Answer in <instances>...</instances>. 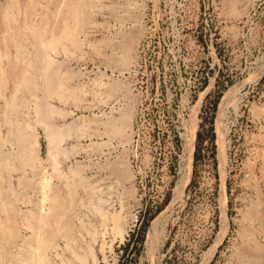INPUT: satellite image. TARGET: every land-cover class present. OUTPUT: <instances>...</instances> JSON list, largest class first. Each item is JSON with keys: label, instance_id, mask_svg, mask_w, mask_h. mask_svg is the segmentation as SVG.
I'll list each match as a JSON object with an SVG mask.
<instances>
[{"label": "rangeland", "instance_id": "1", "mask_svg": "<svg viewBox=\"0 0 264 264\" xmlns=\"http://www.w3.org/2000/svg\"><path fill=\"white\" fill-rule=\"evenodd\" d=\"M263 135L264 0H0V264H239Z\"/></svg>", "mask_w": 264, "mask_h": 264}, {"label": "bare ground", "instance_id": "2", "mask_svg": "<svg viewBox=\"0 0 264 264\" xmlns=\"http://www.w3.org/2000/svg\"><path fill=\"white\" fill-rule=\"evenodd\" d=\"M78 11V10H77ZM76 12V11H75ZM111 60V59H110ZM114 60V59H113ZM110 62V61H109ZM112 63V62H111ZM113 63H114V61H113ZM124 66V65H123ZM115 67H117V66H115ZM122 68V67H121ZM48 70V69H47ZM53 74V73H52ZM54 78V77H53ZM114 84V83H113ZM112 87V86H111ZM114 88V87H113ZM109 89H111V88H109ZM196 115V114H195ZM193 116V115H192ZM123 118V117H122ZM105 119V118H104ZM108 119V118H107ZM106 119V121H105V123H107V122H109L108 120ZM124 119V118H123ZM195 120V119H194ZM113 121V120H112ZM111 121V122H112ZM193 121V120H192ZM197 121V120H196ZM195 121V122H196ZM98 122H102V120H99ZM191 123H193V122H191ZM196 124V123H195ZM191 125H193V124H191ZM191 127V126H190ZM191 129V128H190ZM189 131V130H188ZM194 131H195V128H194ZM218 131V130H217ZM192 132V131H191ZM222 132V131H221ZM221 132H219L218 134H217V136H218V139H219V144H220V146H219V149L221 150V152H222V149L224 148V136H225V132H224V136H223V132L221 133ZM187 133V132H186ZM185 134V133H184ZM189 134H191L190 132H189ZM186 135V134H185ZM194 135H190V140H189V143H188V147H189V145H190V151L188 152V153H190V157H191V155H192V150H193V137ZM264 136V135H263ZM185 138H186V136H185ZM189 138V137H188ZM185 141V140H184ZM185 147H183V149H184ZM187 149V148H186ZM185 149V150H186ZM188 151V150H187ZM185 152V151H184ZM189 155V154H188ZM183 157V156H182ZM187 157V156H186ZM186 157L183 159V160H185L186 159ZM182 159V158H181ZM188 161V160H187ZM189 162V161H188ZM191 163V162H190ZM184 165H186L185 163H183ZM263 166V165H262ZM182 168H184V167H181V169ZM189 168H190V166H188L185 170H183V172H182V174L181 175H179V179L177 180V181H175V182H177L176 183V186H175V190H176V193L177 194H182L183 192V189H184V187H185V185H186V183H187V181H188V178H189V173H190V170H189ZM263 168H264V166H263ZM181 169H180V171H181ZM257 186V185H256ZM259 189V188H258ZM174 191V190H173ZM173 191H172V193H173ZM175 194V193H174ZM173 195V194H172ZM180 198V197H179ZM179 198H177L178 200H179ZM171 200V199H170ZM176 201V200H175ZM258 201V200H257ZM179 203V202H178ZM173 204V203H172ZM171 204V205H172ZM175 204H176V202H175ZM261 204V203H260ZM168 205H170V204H168ZM165 208H167L166 206H165ZM167 209H169V208H167ZM165 210V209H164ZM256 210V209H255ZM163 211V210H162ZM259 211V210H258ZM164 212V211H163ZM171 212H172V210H171ZM254 212V211H253ZM257 212V211H256ZM255 212V213H256ZM165 213V212H164ZM258 213V212H257ZM173 214V213H172ZM252 217H254V215L252 216ZM256 217V216H255ZM263 217V216H262ZM264 222V221H263ZM166 224H167V217L166 216H163V214H159L158 213V215H156L153 219H152V221L150 222V224H149V226H148V229H147V234H146V236L145 237H147V240L146 241H148L149 243L147 244V245H151V243L150 242H153V244H154V242L155 243H157L158 245H161L162 246V242H161V238L162 237H164V235H165V232H166ZM242 224V223H241ZM263 224V223H262ZM248 226V225H247ZM263 228V227H262ZM121 229V228H120ZM241 229V228H240ZM244 229V228H243ZM117 232V231H116ZM249 232H252V231H249ZM119 234V236L120 235H122V234H120L121 232L119 231L118 232ZM256 233V232H255ZM251 234V233H250ZM249 234V235H250ZM257 234V233H256ZM250 237H252V235H250ZM122 238V237H121ZM247 238H248V235H247ZM123 239V238H122ZM253 239V238H252ZM246 240V239H245ZM145 241V242H146ZM240 244V243H239ZM242 244V243H241ZM245 244V243H244ZM255 245V244H254ZM260 246V245H259ZM148 247H150V246H148ZM244 247V246H243ZM147 248V247H146ZM245 248V247H244ZM242 249V250H240V251H242V252H240L239 254V257H238V262H240L239 264H264V259L263 260H259L258 258H259V256H261V258H264V250L263 249H261V248H259L258 247V249H253V250H251V249ZM159 249V248H158ZM161 249V248H160ZM150 250H153V249H150ZM149 250V251H150ZM155 251H156V249H155ZM154 253V252H153ZM150 254H148V256H149ZM150 257H151V255H150ZM150 257H147V258H149L150 260L152 259V257L150 258ZM258 257V258H257ZM160 258H161V255H160ZM156 259V258H155ZM154 259V260H155ZM151 261H153V260H151ZM150 262V261H149Z\"/></svg>", "mask_w": 264, "mask_h": 264}]
</instances>
